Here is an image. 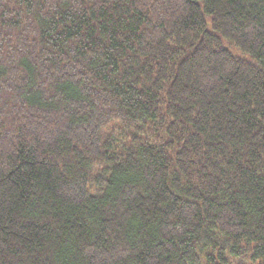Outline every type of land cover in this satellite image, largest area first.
<instances>
[{
    "label": "trees",
    "instance_id": "1",
    "mask_svg": "<svg viewBox=\"0 0 264 264\" xmlns=\"http://www.w3.org/2000/svg\"><path fill=\"white\" fill-rule=\"evenodd\" d=\"M0 264H264V0H0Z\"/></svg>",
    "mask_w": 264,
    "mask_h": 264
}]
</instances>
